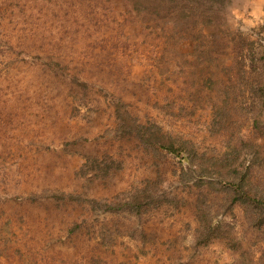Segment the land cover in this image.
<instances>
[{
  "label": "rangeland",
  "instance_id": "1",
  "mask_svg": "<svg viewBox=\"0 0 264 264\" xmlns=\"http://www.w3.org/2000/svg\"><path fill=\"white\" fill-rule=\"evenodd\" d=\"M254 0H0V264H264Z\"/></svg>",
  "mask_w": 264,
  "mask_h": 264
},
{
  "label": "crops",
  "instance_id": "2",
  "mask_svg": "<svg viewBox=\"0 0 264 264\" xmlns=\"http://www.w3.org/2000/svg\"><path fill=\"white\" fill-rule=\"evenodd\" d=\"M250 14L254 18H262V15H264V0H254L251 5Z\"/></svg>",
  "mask_w": 264,
  "mask_h": 264
},
{
  "label": "trees",
  "instance_id": "3",
  "mask_svg": "<svg viewBox=\"0 0 264 264\" xmlns=\"http://www.w3.org/2000/svg\"><path fill=\"white\" fill-rule=\"evenodd\" d=\"M217 5H224L229 2V0H211Z\"/></svg>",
  "mask_w": 264,
  "mask_h": 264
}]
</instances>
